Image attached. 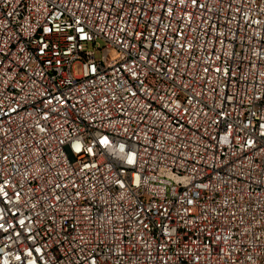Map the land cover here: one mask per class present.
Returning <instances> with one entry per match:
<instances>
[{
    "label": "built area",
    "instance_id": "1",
    "mask_svg": "<svg viewBox=\"0 0 264 264\" xmlns=\"http://www.w3.org/2000/svg\"><path fill=\"white\" fill-rule=\"evenodd\" d=\"M0 264H264V0H0Z\"/></svg>",
    "mask_w": 264,
    "mask_h": 264
},
{
    "label": "rangeland",
    "instance_id": "2",
    "mask_svg": "<svg viewBox=\"0 0 264 264\" xmlns=\"http://www.w3.org/2000/svg\"><path fill=\"white\" fill-rule=\"evenodd\" d=\"M74 71H75V73H80V66L77 64L76 66H75V68H74Z\"/></svg>",
    "mask_w": 264,
    "mask_h": 264
}]
</instances>
